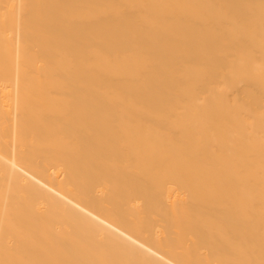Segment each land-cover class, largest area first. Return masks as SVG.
<instances>
[{
	"label": "bare ground",
	"instance_id": "6f19581e",
	"mask_svg": "<svg viewBox=\"0 0 264 264\" xmlns=\"http://www.w3.org/2000/svg\"><path fill=\"white\" fill-rule=\"evenodd\" d=\"M0 264H264V0H0Z\"/></svg>",
	"mask_w": 264,
	"mask_h": 264
}]
</instances>
